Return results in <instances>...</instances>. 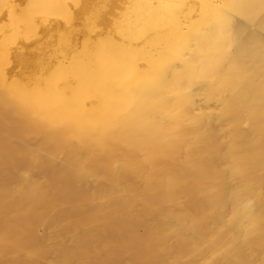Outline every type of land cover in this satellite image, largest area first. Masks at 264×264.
I'll use <instances>...</instances> for the list:
<instances>
[{
    "label": "bare ground",
    "instance_id": "6f19581e",
    "mask_svg": "<svg viewBox=\"0 0 264 264\" xmlns=\"http://www.w3.org/2000/svg\"><path fill=\"white\" fill-rule=\"evenodd\" d=\"M0 264H264V0H0Z\"/></svg>",
    "mask_w": 264,
    "mask_h": 264
}]
</instances>
